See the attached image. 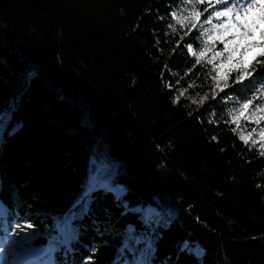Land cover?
Masks as SVG:
<instances>
[{
    "label": "trees",
    "instance_id": "1",
    "mask_svg": "<svg viewBox=\"0 0 264 264\" xmlns=\"http://www.w3.org/2000/svg\"><path fill=\"white\" fill-rule=\"evenodd\" d=\"M183 6L0 0L12 252L66 236L58 264H264V151L240 139L230 114L264 90V66L226 86L200 55L206 35L171 15ZM108 163L109 180L98 173Z\"/></svg>",
    "mask_w": 264,
    "mask_h": 264
},
{
    "label": "snow or ice",
    "instance_id": "2",
    "mask_svg": "<svg viewBox=\"0 0 264 264\" xmlns=\"http://www.w3.org/2000/svg\"><path fill=\"white\" fill-rule=\"evenodd\" d=\"M208 4L224 5L219 10L212 11L206 19L200 23V17L204 12H208V7H205L203 11L198 10L199 6L205 4V0H181V3L186 7H190L187 20L191 22V28L200 27V35L205 36L209 40L213 39L215 34L214 43L218 42L223 45L222 49L216 50L213 55V59L217 56L223 57L220 67H223L224 63L231 65L223 74L217 72V76H220V80L227 86V80L230 75L234 74L233 82L240 84L246 79L253 76L256 70V65L264 66V0H207ZM176 17L175 11L171 14ZM215 19V23L213 20ZM203 25H210V28H205ZM259 31V39H256V32ZM188 33L185 32V35ZM202 43H204L202 41ZM187 48L189 52L192 51V45L188 44ZM208 48L207 44H204V50L200 52V55H204V51ZM253 48H259L260 51L255 52L252 56V62L244 59L245 55ZM242 49V51H240ZM240 51V58L235 59L234 53ZM212 63V60L208 61ZM196 63H200V59L197 58ZM215 67V65H214ZM215 80L216 77H213ZM216 87H220L217 83ZM264 87V86H262ZM223 90V89H221ZM260 89H257L252 97H245L242 102L238 103V111L241 114L247 113L245 119L248 123H255L259 125L264 121V95L260 94ZM183 95V93H181ZM231 114V110H230ZM259 114V118L252 120V117ZM252 132H256V128H252ZM260 132L264 133V128H260ZM241 140L247 144L248 141L244 139V136H240ZM255 143V141H253ZM264 147V144L261 145ZM264 155V153H262ZM20 231L31 229L34 226L32 224L16 225ZM7 255L15 256L16 254L7 250ZM0 264H8L6 258V249L0 247Z\"/></svg>",
    "mask_w": 264,
    "mask_h": 264
},
{
    "label": "rangeland",
    "instance_id": "3",
    "mask_svg": "<svg viewBox=\"0 0 264 264\" xmlns=\"http://www.w3.org/2000/svg\"><path fill=\"white\" fill-rule=\"evenodd\" d=\"M229 3H231V0H229ZM205 7L211 8L214 10H219L220 8L224 7V5H217V4H212L211 6L208 4L207 0H205ZM184 10L183 16L181 14H177L175 19L177 21H183L181 18L184 17V19H186L188 12L190 10V7H186L185 5L182 7ZM200 10V9H198ZM189 21V20H188ZM213 22L215 23V19L213 20ZM190 23V21H189ZM202 24V22H200ZM199 27V25H198ZM197 27V28H198ZM200 28V27H199ZM206 43L208 45V48L206 51H204V56L209 57L210 60H212L213 65H215V68L217 70V72L220 73V76H223L224 72L231 66L227 63H224L223 67H220L221 62L223 60V57L226 56V53H223L221 56H217L215 57V59H213V55L214 52L216 50L222 49L223 45L216 42L214 43V39H215V34H213V39L209 40L207 38L206 35ZM256 39H259V31L256 32ZM204 50V47L202 48ZM202 50V51H203ZM242 51V49L240 50ZM240 51H237L236 53H234V57L235 59H239L240 58ZM260 51L259 48H253L251 49L244 57V59L246 61L252 62V56L255 52ZM191 53L193 55H198V52L195 50L194 47H192V51ZM219 76V77H220ZM261 95H264V90L260 93ZM238 101H234L232 106L233 108L231 109V119L232 121L236 124V126H238V132H239V136L243 135L244 139L248 141V143L251 144H256V145H262L264 144V133L260 132V128H264V121H262L259 125L255 124V123H248L245 119L247 113L241 114L238 111H236L238 109ZM259 118V114H256L252 117V120H256ZM252 128H256L257 131L256 132H252ZM244 141V140H243ZM253 141H255V143H253ZM261 149H263L264 151V147H261ZM107 159H101V162L104 164L106 163ZM95 163V162H94ZM113 163V162H112ZM93 165V164H92ZM107 165V164H105ZM108 165L110 166H105L104 169L101 171H98V173H103V175H105V178L107 180H109V178L111 177V173H112V168H114L113 164L108 163ZM95 171L98 170L97 167H95ZM112 170V171H111ZM97 173V172H96ZM113 175V174H112ZM117 192H121L122 190L118 189L116 190ZM74 207V206H73ZM4 209V208H2ZM2 209L0 207V212H2ZM5 210V209H4ZM143 215L145 216V218L147 220H153L155 219V211L152 208H145L143 210ZM31 233V232H28ZM57 237V236H55ZM57 239V238H56ZM58 240V239H57ZM51 241H53V239H51ZM52 244V243H51ZM62 244V243H60ZM61 246V245H60ZM55 247L53 245H51L50 247L46 248V249H35V248H24L23 251L19 254H16L15 256H13L9 261L8 264H21L24 261L28 260L31 258L36 257L37 259L32 261V264H36L37 262H39L41 259H47L48 258V254L51 253L52 250H54ZM49 259L45 260L48 261Z\"/></svg>",
    "mask_w": 264,
    "mask_h": 264
}]
</instances>
